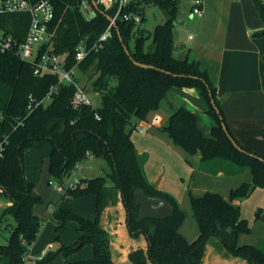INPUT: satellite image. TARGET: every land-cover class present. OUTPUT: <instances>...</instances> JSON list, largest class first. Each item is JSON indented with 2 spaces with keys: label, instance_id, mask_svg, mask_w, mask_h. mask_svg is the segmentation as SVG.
<instances>
[{
  "label": "trees",
  "instance_id": "trees-1",
  "mask_svg": "<svg viewBox=\"0 0 264 264\" xmlns=\"http://www.w3.org/2000/svg\"><path fill=\"white\" fill-rule=\"evenodd\" d=\"M51 1L54 5V17L49 22L51 40L43 50L65 57L67 65L71 66L77 47L82 43L90 47L110 21L97 10L88 17L82 9L84 0ZM87 1L92 4V0ZM182 1L140 0V23L116 20L123 42L113 26L112 37L80 63V71L88 74L90 88L100 95L101 105L73 106L71 99L76 86L62 84L47 105H40L31 112L30 95L36 100L45 97L58 83V76L35 74L33 63L18 53V45L25 40L29 30L30 13L0 16L2 35L11 34L18 42L15 48L0 51V197L7 196L11 201L2 217L11 215L15 220L14 225H6L11 233L8 243L0 244V264H22L23 255L41 231L43 219L34 212V204L42 201V197L36 192L35 182L26 177L25 155L27 149L47 143L50 145L49 174L54 181L63 183L80 162L90 157L102 159L108 171L84 177L77 188L63 192L62 199L94 195L96 215L88 218L71 208L59 206L52 217L57 233L54 241L58 242V247L48 250L34 264H48L60 254L69 256L84 244L92 245L93 256L65 264H115L108 233L100 225L103 193L110 186L121 190L131 235L144 234L148 241L147 251L137 249L130 253L134 264H202L207 241L212 236L218 237L234 256L244 258L250 264H264V239L261 244L238 240L241 233L251 232L252 224L242 216L240 206L234 202L249 197L255 188L264 187V161L257 157L264 158V155L245 146L234 135L211 69L199 59L176 55L174 28ZM254 2L264 18V0ZM150 4L159 6L166 15L165 22L157 24L153 32L142 26L145 8ZM105 12L114 15L113 10ZM136 62L154 67H144ZM173 87H194L199 91L212 121L210 135L202 132L193 110L184 106L172 107L168 92ZM161 108L169 112L162 129L190 154H199L202 169L213 174L220 171L237 174L247 169L252 173L250 182L231 190L230 200L214 191L192 197L194 217L200 229L193 240H188L179 231L186 216L181 204L148 179L144 169L146 158L138 152L131 133L126 130L133 116L145 120L149 112ZM222 121L245 152L235 147ZM138 189L168 199L174 205L173 215L165 219L142 217L136 196ZM261 218H264V208L258 207L254 219ZM72 220L77 223L79 236L74 244H67L59 231Z\"/></svg>",
  "mask_w": 264,
  "mask_h": 264
},
{
  "label": "crops",
  "instance_id": "crops-1",
  "mask_svg": "<svg viewBox=\"0 0 264 264\" xmlns=\"http://www.w3.org/2000/svg\"><path fill=\"white\" fill-rule=\"evenodd\" d=\"M189 17L198 18V28L196 31L192 29L189 31L187 42L179 41L175 34L176 55L180 58L189 56L199 59L211 69L226 120L234 135L242 144L264 155V33L259 34L264 31V18L254 0H204L202 15H192L190 11ZM1 36L2 34L0 38ZM81 74L85 73L80 71L79 83L91 91L93 99L99 96L100 102L95 103L96 106L101 105L100 95L92 91L90 85L82 84ZM168 99L175 109L184 106L193 110L202 132L210 135L212 121L196 88L173 87L168 92ZM153 112L156 116L151 120L149 116ZM160 114H164L167 122L169 112L161 108L149 112L145 120L133 116L126 130L131 133L138 152L146 158L144 169L148 179L159 189L173 195L181 204L186 216L179 231L188 240H193L198 236L200 229L194 217L192 197L214 191L230 200L231 190L244 182H250L252 173L247 169L237 174H227L223 171L213 174L202 169L200 155L190 154L162 129L164 124ZM141 125L147 129H140ZM102 168L108 171L106 165ZM77 170L79 169H76L70 178L89 176L87 172L78 173ZM257 192H261L263 196L264 187H257L249 197L234 201L240 206L242 216V203L248 204ZM257 203L261 201L258 200L254 205ZM10 204L9 200L8 205ZM260 205L258 207L264 208V204ZM58 207L54 206V203L48 206L51 211L48 220H52ZM71 208L74 211L80 209ZM94 211L90 209L87 214L89 216L84 217L94 218L91 217ZM34 212L37 214L35 210ZM255 224L261 228H258L260 231L257 232V237L261 235L263 237L260 238L264 239V218H261L252 224V233L239 235L240 243L256 244V239L253 238ZM100 225L108 233L110 251L115 264H134L130 259V253L137 249L147 251L146 236L138 237L140 240L146 239V244L142 242L141 245H137V238L129 233L127 211L119 188L110 186L104 190ZM49 245L35 252L34 243L31 250L32 258L27 262L34 264L48 251ZM206 248L202 264H250L246 259L231 254L216 236L209 238ZM91 256L93 255L90 250L82 256L84 258L78 260Z\"/></svg>",
  "mask_w": 264,
  "mask_h": 264
},
{
  "label": "rangeland",
  "instance_id": "rangeland-1",
  "mask_svg": "<svg viewBox=\"0 0 264 264\" xmlns=\"http://www.w3.org/2000/svg\"><path fill=\"white\" fill-rule=\"evenodd\" d=\"M193 2L191 0H183L180 5V11L179 15L176 21V25L174 28V32L177 35V38L179 41L187 42L189 31L192 29L194 31L198 28V18L191 19L189 17L190 11L192 8ZM144 21L142 23V26L146 28L149 32H153L156 25L165 22L166 15L164 11L157 5L150 4L147 5L144 12ZM2 34L0 30V35ZM82 84L83 85H90L89 76L87 73L81 74ZM95 102H100L99 96H95ZM162 117V123L165 124V116L164 114H160ZM156 114L153 112L149 116L151 120L155 118ZM49 152H50V145L44 144L42 146H36L31 147L27 149L26 155H25V173L28 180L35 182L36 184V192L41 195L42 201L36 202L34 204V210L37 212V214L43 218V225L41 228V231L39 233V236L35 242V252L41 251L42 248H45L47 245H49L51 242L54 244V248L56 249L58 247V242L54 241V238L56 236V230H55V223L53 220H48V217L50 215V210L48 209V206L52 203H54V206H57V203L59 206L62 207L67 206L65 208H71L73 207L75 212H78L79 214L83 216H89L87 215L90 212V209L95 210L94 214L91 217H95L96 215V198L94 195H87L83 197L73 198V199H62L63 192L58 190L55 185L50 182L52 178L49 174ZM100 165V168H99ZM105 165V162L102 159L98 158H88L84 162H80L78 165L79 170L78 173H85L87 172L89 176H97L106 174V169L102 168V166ZM75 177V176H73ZM260 191V190H259ZM261 192H257V194L254 195V197L249 201L248 204L242 203V212L243 216L248 218L251 222V224H254L257 220L254 219L255 214V208L258 206H261L260 204L264 201V195L260 194ZM112 196V195H111ZM258 200L261 201V203H256ZM58 201V202H57ZM9 199L7 196L0 197V244H6L9 241L10 238V229L6 226L8 223L11 225L15 224V220L11 215H7L2 217V213L4 209L8 206ZM61 203V204H60ZM256 206V207H255ZM264 206V205H263ZM72 209V208H71ZM102 209H103V203H102ZM83 212V213H82ZM102 212V210H101ZM258 223V222H257ZM260 226L255 224V231L253 230V238L256 239V243L261 244L262 239L258 236L257 232ZM261 229V228H260ZM129 230V229H128ZM264 230V229H263ZM130 233V231H129ZM252 233V232H251ZM59 235L61 239H64L68 244H74L75 238L78 237L79 232L77 229V223L76 221L72 220L67 223L65 228L61 229L59 231ZM131 235V233H130ZM141 238H144V234H140ZM139 235V236H140ZM252 235V234H251ZM132 236V235H131ZM136 240L137 245H141L142 242L146 244V239H138ZM92 251V255L94 254V250L91 244H84L82 247L72 251L69 256H65L63 254H60L58 257H56L54 260L49 262L48 264H63L68 260H78V258H84L85 254H87L89 251ZM152 263V262H151ZM25 264H31V262H26ZM150 264V262H149ZM153 264V263H152Z\"/></svg>",
  "mask_w": 264,
  "mask_h": 264
},
{
  "label": "built area",
  "instance_id": "built-area-1",
  "mask_svg": "<svg viewBox=\"0 0 264 264\" xmlns=\"http://www.w3.org/2000/svg\"><path fill=\"white\" fill-rule=\"evenodd\" d=\"M99 6L104 8V11L113 10L112 16L115 20L121 18L126 21H134L140 23L142 20V10L138 6L140 0H97ZM193 2L191 13L192 15H202L204 0H191ZM82 9L88 17L94 15L95 8L89 1L82 2ZM14 12H29L31 22L28 33L23 42L18 45L19 55L34 65L35 74L53 73L58 76V83L53 85L47 95L42 99L36 100L30 95V112L40 106L47 105L52 94L62 84H74L76 90L72 96L71 103L75 107L82 105L96 106V103L91 95V91L79 83L78 77L80 73V63L84 61L89 53L93 50H98L102 47L113 35V23L110 21L107 28L99 35L98 39L89 47L85 43L80 44L75 52V62L71 66L66 63V58L60 56L54 51L43 50V46L50 42L51 32L49 31V22L54 17V5L51 0H39L33 2L31 0H0V16ZM17 40L11 35H2L0 38V51L15 48ZM97 118H100L96 114ZM159 118H157L158 120ZM140 129L146 130V126L141 125ZM2 146L0 145V152ZM55 187L61 192H66L69 189H75L82 184V178L72 177L67 178L63 183L51 180ZM33 245H30L27 252L23 255V263L25 264L32 258L31 250ZM53 248V244L48 246V250Z\"/></svg>",
  "mask_w": 264,
  "mask_h": 264
},
{
  "label": "water",
  "instance_id": "water-1",
  "mask_svg": "<svg viewBox=\"0 0 264 264\" xmlns=\"http://www.w3.org/2000/svg\"><path fill=\"white\" fill-rule=\"evenodd\" d=\"M92 4L95 8V11H100L101 13L105 14L109 21L113 23V26L116 27L118 35L123 42V37L120 33V30L117 26V21L109 14H107L101 7L99 6V3L97 0H92ZM125 47L126 52L130 55V51L126 44H123ZM138 65L144 66V67H154L153 65L144 64L140 62H136ZM212 103L214 107L216 108L217 112H219L218 106L215 103V100L212 98ZM222 118V117H221ZM222 126L225 129V131L228 133L227 126L224 121H222ZM231 141L237 147L239 150L244 151L245 150L236 142V140L228 133ZM250 155H255L254 153H249ZM261 160L264 161V158L261 156H257ZM137 201L140 204V214L142 217H148L152 219H165L174 213V205L166 198L161 196H154L146 193L143 189H138L136 191Z\"/></svg>",
  "mask_w": 264,
  "mask_h": 264
}]
</instances>
